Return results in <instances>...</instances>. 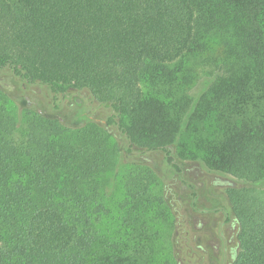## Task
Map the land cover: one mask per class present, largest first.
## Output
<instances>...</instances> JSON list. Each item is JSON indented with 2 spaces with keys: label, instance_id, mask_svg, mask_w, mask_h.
<instances>
[{
  "label": "trees",
  "instance_id": "trees-1",
  "mask_svg": "<svg viewBox=\"0 0 264 264\" xmlns=\"http://www.w3.org/2000/svg\"><path fill=\"white\" fill-rule=\"evenodd\" d=\"M0 72L48 95L43 112L0 88V264H203L186 214L235 226L227 264H264V0H0ZM71 97L67 127L57 113ZM15 102L29 109L18 138ZM89 127L117 173L95 178L81 147L45 160ZM180 161L253 185L207 206Z\"/></svg>",
  "mask_w": 264,
  "mask_h": 264
},
{
  "label": "rangeland",
  "instance_id": "rangeland-1",
  "mask_svg": "<svg viewBox=\"0 0 264 264\" xmlns=\"http://www.w3.org/2000/svg\"><path fill=\"white\" fill-rule=\"evenodd\" d=\"M208 74L209 73H207L206 75ZM206 81H208V79L205 78L202 80L200 79L198 83L192 86L190 93L194 97V99L199 98L201 96L203 90L207 85ZM0 88L15 93L16 97L20 96L24 98L27 101L28 108H30L31 110L35 109V110H41L43 112L48 111L44 105L46 99L48 100V95L42 87H30L23 90V93H21L17 91L16 86L14 85L10 75L7 72H0ZM75 98L76 97H71L70 100L65 101L63 106H60V110L57 113L59 119L66 124L64 126L67 127L72 126L71 118L74 115L75 109L80 103V100L78 98L76 99ZM15 103L17 108L16 113L19 115V119L17 122V131L15 132V135L18 138L19 133L24 129V126L26 124L25 116L29 112L28 111L29 109L25 107H21L20 102H19L20 104L17 102ZM22 106L24 105L22 104ZM93 117L97 118L98 117L97 113H94ZM84 127L85 125L83 126L79 125L77 128L82 129ZM72 129H76V128H71L70 130ZM100 129L98 127L96 128L89 127V129H87L89 131V134L92 132L94 133V136H90L86 138L87 140L84 143H80L77 141L78 138L77 135L79 131L72 130L73 133H70L69 131L66 132L65 137L70 138L71 142L68 140L66 141L70 143V146L65 147L62 144L58 145L52 153L45 156V160L52 163L54 162L55 156H58L57 159L61 161L64 160L72 161V159L76 157L77 152L81 147L86 149V154L90 152L92 154L93 159H98L99 170H97L98 172L94 174L95 178H100L101 176H105V177L112 176L113 173L118 172L117 167L113 168V166L108 165V164L111 165L113 162L112 159L113 145L105 138L104 139H98L99 137L96 138L98 136L97 132H102ZM62 152H65V155H61ZM152 160H151V164L153 162L154 164H156L155 163L156 160L154 158H152ZM180 162L184 166L186 174L190 178L194 179L195 183L197 184V189L201 194V204L207 206H213V201L215 200H219V199L223 200L224 193L227 188L248 187L253 185L252 183L225 174L222 171L211 170L207 165L202 163L196 164L189 161H180ZM118 178L119 175L117 176L116 184L119 182ZM262 187L263 188L261 189H264V183ZM96 188L98 189V191H100V193H103L105 191L101 185H98ZM118 195L119 194L117 193L115 195V198L118 197ZM176 216H175L176 222H178V224L179 223L181 224V226L178 227L180 228L179 232L181 235L185 233L184 228L186 227L188 228L185 217H187V219H190L189 220L190 224L193 229L195 228V234L197 235L196 238H194V236L192 235L193 245L198 244L201 247V251L203 252L204 255L203 258H205L203 260L204 261L203 264H224V262L225 264H227L229 262L230 259L228 257V253L234 248L235 234H236V229L235 226H233V224L228 223L222 225L220 230L216 231L217 217L213 215L186 214L185 217L183 216L181 217L180 215L178 219ZM169 225L170 223L167 218L161 217L156 220V230L161 234V239L159 243L158 240L156 241L157 246L158 244L165 246L167 240V234L169 232ZM219 233L224 244V251L219 243L220 242L218 236ZM176 236L178 237L177 233L174 235V238H177ZM223 252L224 253L227 252L225 256H223L222 254ZM176 259L179 260L177 254H176ZM194 260H197V255L194 258Z\"/></svg>",
  "mask_w": 264,
  "mask_h": 264
}]
</instances>
